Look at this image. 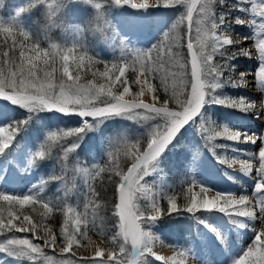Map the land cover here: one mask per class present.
I'll list each match as a JSON object with an SVG mask.
<instances>
[{"label": "snow or ice", "instance_id": "6c2138e0", "mask_svg": "<svg viewBox=\"0 0 264 264\" xmlns=\"http://www.w3.org/2000/svg\"><path fill=\"white\" fill-rule=\"evenodd\" d=\"M115 5H128L134 9H149L163 5L171 7L173 5H183L186 12L183 13L178 23L188 22L189 32L193 23L195 24L196 35L193 38L189 36L187 48L191 56L190 73L188 61L184 60L178 52L173 51L171 45L161 47L154 45L146 52L137 50L135 59L131 62L107 64L103 70L96 69L94 64L83 65L86 70L90 69V77L78 76L71 66L63 69V78H58L54 73L42 75L33 73L30 77L23 75H10L6 82L0 85L3 88L4 96L0 99L11 98L14 105L27 110L28 116L33 115L40 110H54L65 115L77 114L82 119V126L68 128L57 131L49 130L44 142L40 144L28 163L34 164L38 160L44 159L53 144L63 141L66 137H73L75 141H81L82 134L91 124L97 123L100 119L110 114H127L139 111L140 114H148L161 118L163 123L152 128L143 142L139 140H128L127 138L110 141L113 148L108 152L111 158V166L106 168L96 167L95 174L88 169H81L85 175L92 179L102 172L110 171L117 176L116 193L119 202L115 204V215L119 218V235L124 237L126 243L130 245L126 249L130 258V264H144L145 256L155 257L163 264H169V260H175V257L166 258L158 255L153 250V245L158 237L142 229L143 218L155 220L162 213L159 203H152L146 210H141L136 204L139 194L146 193V188L141 182L142 177L147 172L149 165L157 159L166 145L173 139L178 130L194 116L201 111V106L206 98L214 102L225 104L228 107L239 109L243 112L255 110L257 105L250 102L245 97L225 98L214 96L213 89H218L221 83H230L233 86L242 84L245 75L241 74L239 83L231 73L236 69L234 64L229 61L235 56H248L244 49H238L237 52L226 56L229 50L225 47L233 45V38L228 34L231 24L227 22L230 12L227 9L226 0H113ZM243 2V0H241ZM225 6L224 11L216 14L214 11L218 6ZM238 5L233 3L232 8ZM247 7V6H245ZM210 11V15L205 18L201 15L203 11ZM194 12L196 17L194 18ZM203 20L207 25V31L204 32L199 27L197 21ZM235 25H244V19L239 15L232 22ZM214 25V26H213ZM223 26V31L221 30ZM259 32L264 33V25L259 27ZM165 39H168V33H165ZM163 43V42H162ZM177 46H179L177 44ZM155 50V57L152 52ZM163 53V54H161ZM222 57V62L217 61L215 57ZM260 67L255 71L256 82H264V49L258 55ZM36 59L35 54L27 57L25 63H33ZM79 59L77 63H81ZM4 64L3 56L0 55V67ZM176 70L173 71L172 69ZM95 69V70H94ZM131 72V79L128 73ZM222 73L224 75L222 76ZM143 77V79H142ZM158 80V84H153V80ZM136 85L138 90L133 91L129 85ZM11 89V96H9ZM163 91L166 99L161 102L159 98L160 91ZM152 97V103H146L142 98L145 94ZM131 96L133 99H126ZM19 97V98H17ZM175 104L179 110L170 105ZM264 109L259 111V114ZM264 116V115H260ZM91 118V119H89ZM25 120H18L8 128L0 127V153H3L14 141L18 131L24 127ZM205 134V139L211 147H222L223 145L211 144L217 137H222L228 141H240L255 144L259 148V167L255 170L257 179H255V200H250L247 196L236 198L231 193H221L215 191L214 195H207L212 189L200 187L197 199L195 194L186 197L183 205H178L175 195L166 196L167 213L175 212L178 208H185L189 212L199 209H218L221 212L234 214L236 217H244L257 220V209L259 215L264 217V135L259 137L249 136L246 131L240 128L230 127L221 124L217 126L213 122L207 125H201ZM5 133H7L5 135ZM78 147L77 143H72L70 147L64 148L65 156ZM250 155V159L255 156ZM123 156L131 162L125 172L120 164V157ZM223 165L232 166L237 161H229L220 157ZM240 171L244 174H251L253 169L248 161H239ZM13 177L11 174L4 175L0 170V180L4 183L9 182ZM51 179L59 180L60 177L53 176ZM111 179V177H109ZM44 181L39 185H33L28 194L9 195L0 192V234H7L6 238L0 242V249H6L14 254L21 255H43L50 264H121L119 254L114 248L107 250L101 247H95L93 256H84L80 260L72 259L76 254L72 252L73 247H84L83 241L88 240L89 232L96 231L95 219L92 221V227L87 223L81 224V219L86 220L87 214L78 217L73 214L72 209H64L51 202H45L40 197V192L44 190ZM191 188L188 192L191 193ZM95 195V192L92 193ZM95 205V201H90ZM39 205V208L37 207ZM31 209V212H29ZM56 211L64 215V223L60 227L57 235L55 229L46 224L45 220L52 216ZM31 213H36L32 215ZM95 217V216H94ZM17 233H31L36 240H42L43 244L34 242L27 236H19ZM102 234V233H101ZM264 233H257L253 246L244 251L233 264H264ZM58 248L61 255L71 253L67 259L57 260L54 256L48 255L45 249ZM136 251V256L132 252ZM121 251H125L124 248ZM176 255L182 259L179 264H184V258L188 255L186 252H178ZM255 259H250V258Z\"/></svg>", "mask_w": 264, "mask_h": 264}, {"label": "rangeland", "instance_id": "374dc122", "mask_svg": "<svg viewBox=\"0 0 264 264\" xmlns=\"http://www.w3.org/2000/svg\"><path fill=\"white\" fill-rule=\"evenodd\" d=\"M261 2H264V0H261ZM233 3L238 6L232 8ZM226 4L230 12L227 17V22L231 24V29L227 31L233 38L234 44L225 46L229 50L225 55L228 56L231 53L237 52L238 49H246L253 53V55L235 56L229 61L234 64L236 71L231 73V75L238 83L241 74L245 75V80L242 84L233 86L230 83H221V86L218 89H213L212 93L214 96L225 98L238 99L245 97L248 100L250 99V102L255 103L257 108L249 112H243L239 109L228 107L225 104L212 100L209 101L206 98L201 111L186 123L185 127L189 130L188 135L179 145L169 148V155L166 153L167 149L162 151L157 159L149 165L147 172L142 177L141 182L146 188V193L139 194L138 199L144 200L147 208L154 202L160 205L162 203V199L160 198L165 199L167 202L166 196L175 195L177 200L178 198L180 201L185 200L186 196L184 193L186 192L188 182L192 185L191 194H195L197 199L201 198L199 192L200 187L203 186L212 189L207 195H214L215 191H218L221 193H231L238 198L242 195L243 190H245V195L250 200H253V202L255 200L254 189L255 179H257L256 174L255 172L247 175L242 173L240 171L239 161H244L245 158L242 156V153L245 150L257 155L259 152L258 146L254 148L249 147L251 144L245 142L243 138L240 141L233 142L222 137H217L211 144L223 146L210 148L209 142L206 141L205 134L201 128L202 124L207 125L209 122H213L217 126L224 124L242 130L243 127L249 125L248 123L251 122L256 128L248 131L249 136L259 137L264 135V116H260L264 115V112L259 114V111L264 109V82H256L254 75L259 67L260 61L258 54L255 53V43L252 41L242 43L243 39L250 40L249 37L255 33L251 25H235L232 23L237 15L241 19H252L253 17L250 13H244L240 10V7L247 6L250 8L251 4L245 3V0L243 2L241 0H226ZM73 6L76 8H85L88 5L77 3L71 7ZM90 9L93 13V9L91 7ZM224 9L225 6L221 5L215 8L214 11L216 14H219ZM110 15L111 19L109 18V21H107L108 27L106 29H112V33L100 38L94 48L97 54H111L115 51L124 54L128 49L147 45L151 39L152 26L159 24L163 16L159 6L149 9H134L128 5H115V9ZM115 17L117 19L113 20ZM255 19L257 25H259L261 17L256 16ZM75 25H78V23L74 22L73 27ZM221 30H224L223 26ZM86 34L84 33L80 37L82 41L85 40ZM261 35H264V33ZM218 58V61L222 62L223 58ZM223 75L224 73H222ZM137 90L138 88L136 86L135 91ZM125 98L132 97L126 96ZM19 109L27 113V110L11 104L6 99H0V127L8 128L9 126L6 123L16 122L14 121V117L16 110ZM48 111L51 112L52 110H40L28 116L29 118L26 120L24 127L17 132L9 148L3 153H0V170L3 171L4 175L11 174L13 177L7 183L0 180V192L18 194L21 190H30L33 185H39L41 180L45 182L44 189L47 187V181L41 174L37 163L35 162L31 165L28 163L33 154V151L28 147L31 138H36L39 134L38 127H40L41 123L38 113ZM118 115L120 114L108 115L88 128L91 132H94L99 126L111 122L113 117ZM132 116L131 118L135 120L146 119L145 115L140 113H132ZM80 122L82 124V121ZM79 147L73 151H77ZM89 153L96 160L99 151L94 140L89 147ZM220 157L226 158L230 162L233 160L237 162L232 164V166L223 165L220 162ZM255 164L257 168L260 166L259 159ZM81 169L89 170V166L82 165L81 163L77 165L79 176L77 180H72L70 187L63 180H59L54 184L56 190L63 192L62 196L66 199L67 204L72 207L74 206L73 198L77 200V195L84 194L88 190V175H85ZM176 182L182 185V189L172 194L173 184ZM185 185L186 187L183 188ZM257 211L259 212L258 209ZM93 219H95L96 226H99L98 214L92 217L91 220L93 221ZM163 219L168 224L159 222V220ZM247 219L244 217H236L234 214L221 212L218 209H199L194 212H189L185 208H178L177 211L169 213L167 217H164L163 213L155 220H150L145 217L144 224H146V227L144 230L158 237L153 247H165L169 249L168 258L175 257L174 261L169 260V264H179L182 258L176 255V253L182 251L188 255L184 258V264H233L235 259H238L243 255L244 251H247L250 246H253V241L257 234V232L250 233L252 225ZM183 233L185 238L179 242V249L166 245L162 240L163 237L176 238ZM30 234L20 233V236H27L33 239L34 242L40 243L35 241L34 237ZM6 235L0 234V242L6 238ZM92 238L100 240L94 236ZM87 242L86 240L84 244ZM102 246L103 249L107 250L104 245ZM73 248L81 249L82 247L78 248L74 246ZM45 250L48 251L50 249L47 248ZM64 255H68V253ZM69 256L71 254L57 260L67 259ZM71 258L75 260L81 259L76 256H72ZM148 258L156 260L155 257L146 255L144 264H152ZM158 262L163 264L161 261ZM0 264H50V262L43 255L28 256L14 254L6 249H0Z\"/></svg>", "mask_w": 264, "mask_h": 264}, {"label": "trees", "instance_id": "16d2710c", "mask_svg": "<svg viewBox=\"0 0 264 264\" xmlns=\"http://www.w3.org/2000/svg\"><path fill=\"white\" fill-rule=\"evenodd\" d=\"M23 0H8V3L10 6H14L17 4L22 3ZM163 7V5L159 6ZM164 10L160 11L163 16L161 22L159 24H155L152 27V35L149 43L147 45L140 46L138 48H132L128 49L124 54L120 53L119 51H115L111 54H97L95 52V45H97L98 41L101 37H104L106 35H110L112 33V29L107 30L104 29L102 32H91L86 34V38L83 41L85 50L88 51L90 55H92L94 58L97 59L100 64L97 65V67L101 70H103L104 63L109 64L111 66L112 63L116 62H123V60H127L128 62H131L135 59V55L137 50L141 51H147L148 49L153 48L154 45H161V47H167L168 45H171L173 51L178 52L181 57L188 61V68L190 73V55L187 48V41L188 37L191 36L193 38L196 35L195 32V24L193 23L191 32H189L188 22L185 21L184 23L177 24V21L180 19L181 15L186 12V9L183 5H173L171 7H163ZM105 19L106 21H109V18L111 17V13L115 9V5L113 4H107L105 5ZM10 11V8H9ZM68 13L70 18L73 20V22H77L78 24H82L92 15V10L90 9V6H87L85 8H76V7H70L68 9ZM4 15H8V11L4 13ZM34 15V14H33ZM196 17V13L194 12V18ZM111 19V18H110ZM115 17L113 20H116ZM32 20V16H25L23 18V22H26L27 24H30ZM113 22V21H112ZM165 33H168V39H165ZM163 42V43H162ZM177 44L179 46H177ZM4 50H7L6 48ZM163 54V53H161ZM19 55V52L17 50V56ZM156 52L155 50L152 52V56L155 57ZM219 56L215 57V59L218 61ZM95 70V69H94ZM173 71L176 69L173 68ZM90 73H88V76L90 77ZM128 78L131 79V72L128 73ZM153 84H158V80H153ZM133 91H135L136 85H129ZM160 101L163 102L166 97L163 91L161 90L159 93ZM209 100V99H208ZM211 101V100H209ZM171 107H177L175 104L170 105ZM132 113H139V111H134L127 114H120L118 116H114L111 122H107L102 126H99L98 129H95L94 132H91L89 128L84 131L81 137V141H75L73 137H66L63 141L53 144L48 155L41 160H38L37 166L47 181V187L40 192V197L43 198L45 202H51L56 204L57 206L63 207V204L67 203L66 199L62 196L61 190H56L54 187L55 182L59 180L66 181L68 187L72 185V180L75 181L78 179V171H77V165L82 164L85 166H89V172L93 175L95 174L96 167L104 168L106 166H111L112 161L108 158V152L112 151L113 148L110 145V141H115L118 139L127 138L128 140H139L143 142L147 136V133L154 127L161 125L163 121L161 118L156 116H151L148 114H144L146 119H138L135 120L131 117ZM38 116L40 118V127H38V137L31 138L29 142V149L33 151V153L39 149L40 144L44 142L45 137L47 136L49 130L51 131H57L60 129L67 130L68 128H76L82 126L80 120L76 118H68L63 119L61 117L55 116L51 114V112H39ZM28 114L23 110H16L14 121L18 120H27ZM142 118V117H141ZM15 122H8L6 123L7 126L13 125ZM95 124V123H94ZM91 124L90 126L94 125ZM189 130H187V127L182 128L178 134L175 136V138L170 142V144L166 147V153L169 155V148L177 146L181 143V141L188 135ZM93 140L96 141L97 149L99 151V154L96 157V160L91 156L89 153V147L93 143ZM77 143L80 146L77 151H73L69 153L67 156L64 154V148H67L71 146L72 143ZM121 161V168L126 172L127 167L131 166V162L128 161L123 156L120 157ZM56 176L60 177L61 179L55 180L51 179V177ZM111 177V179H109ZM118 177L115 176L113 172L105 171L102 172L99 176H96L95 179H92L89 175L87 178L88 183V190L86 193L77 195V200L73 198V208L76 210L77 213L84 212V205L85 203H88L89 201H99L100 204L103 207L102 213H98V222L100 223L99 226H96V231L89 232V235L91 237H97L101 241L107 242L108 237L114 234L116 231V223L118 222V219L116 215L114 214L115 211V204L118 203V196L116 193L117 188V182ZM173 192L172 194H175L178 192L179 189H182V185L178 184L177 182L173 184ZM172 186V187H173ZM171 187V188H172ZM186 185L183 187L185 188ZM170 188V189H171ZM191 188L192 185L188 182L186 192L184 193L186 197L191 195V193L188 192V189ZM91 189V191H90ZM30 190H21L18 194H11L9 195H24L28 194ZM95 192V195L93 196L92 193ZM169 191V190H168ZM162 199V203H160V207L162 208V213L164 214V217H167L169 213H167L166 209L168 207L167 202L165 199ZM186 201L185 200H177L178 205H183ZM145 201L142 199L136 200V203L138 207L141 210H146L147 207L145 206ZM39 208V205L37 206ZM183 209V208H180ZM89 212H91V206L88 209ZM29 212H31V209H29ZM32 215H36V213H31ZM172 216V214H171ZM89 219H92V216L89 217ZM166 219V218H165ZM165 219L159 220L162 224H168L165 222ZM45 223L52 226L57 235L59 234L60 227L64 223V215L60 211H56L52 214L51 217L47 218L45 220ZM145 223V217L143 218V223L141 225L142 229L146 227ZM102 233V234H101ZM17 235L20 236V233H17ZM172 237H163L162 240L166 245L173 246L176 248L179 247V242H181L185 235L184 233L181 236H177L176 238ZM83 241V243H85ZM112 245H107L106 249L112 248ZM129 247V245H128ZM46 251V250H45ZM48 255L54 256L56 259L64 258L68 255H60L52 250L46 251ZM149 261L152 264H160L158 261L148 258Z\"/></svg>", "mask_w": 264, "mask_h": 264}, {"label": "clouds", "instance_id": "9594fccd", "mask_svg": "<svg viewBox=\"0 0 264 264\" xmlns=\"http://www.w3.org/2000/svg\"><path fill=\"white\" fill-rule=\"evenodd\" d=\"M77 3L90 6L93 13L83 24L73 27L74 22L69 16L68 9ZM245 3H250L251 7H240V10L244 13H250L253 17L252 19H244V24L253 27L255 34L250 36L249 39L255 41V53L259 55L260 51L264 49V35L259 32V27L264 25V2H261V0H245ZM107 4L115 5L113 0H23L20 4L10 6L8 0H0V55L4 59V64L0 67V85L6 82L11 83L7 78L12 74L23 75L27 78L33 73L45 76L54 73L62 79L63 69L71 66L78 76H86L90 69L86 70L83 65L89 63L94 64L98 70L97 65L100 62L85 50L80 37L84 33L102 32L108 27L105 19V5ZM6 11H8V15H4ZM201 15L207 18L210 11L205 10ZM25 16H32L30 24L23 22ZM256 16L261 17L259 25H257ZM197 23L202 31H207L208 25L203 20H198ZM177 24H179L178 21ZM5 48L7 50H4ZM17 50L19 52L18 56ZM245 51L249 53L248 56L253 55L248 50L245 49ZM33 54L36 56L35 61L30 64L25 63L26 58L31 57ZM78 59L82 62L77 63ZM106 65L107 63H104V66ZM3 96V88H0V97ZM9 96H11V89H9ZM6 100L14 104L13 99L8 98ZM108 158L111 160L110 157ZM90 206L91 212L88 211ZM63 208L72 209L73 214L78 217L87 214V219H81V224L87 223L89 228L92 227V220L89 217L97 216L98 213L103 211L99 201H95L94 206L90 204V201L85 203V211L80 213H77L67 203L63 204ZM117 219L119 222L118 217ZM119 232L120 229L117 223L114 234L108 237L107 242L100 241V244L105 247L112 245V248L119 254L121 264H130V258L126 251L129 244L125 242L122 235H119ZM87 241L88 243L82 248L86 251L89 249L93 251L96 242L93 241L90 235ZM122 248L125 251L122 252ZM136 254L134 250L132 256L135 257Z\"/></svg>", "mask_w": 264, "mask_h": 264}, {"label": "bare ground", "instance_id": "6f19581e", "mask_svg": "<svg viewBox=\"0 0 264 264\" xmlns=\"http://www.w3.org/2000/svg\"><path fill=\"white\" fill-rule=\"evenodd\" d=\"M248 29V28H247ZM248 33H250L249 31H248ZM261 34H263V33H261ZM240 39V38H239ZM248 41H252V42H254L255 43V41L254 40H252V39H250V40H248V39H243V41H242V43H245V42H248ZM143 79V78H142ZM144 100H145V102L146 103H152V97H151V95H149V94H145L143 97H142ZM126 99H132V98H126ZM250 100V99H249ZM262 121V120H261ZM249 125H246L245 127H243V129L241 130V131H246L247 133H248V131L249 130H251V129H254V128H256L255 126H254V124L253 123H248ZM246 129V130H245ZM248 135H250L249 133H248ZM249 147H251V148H254V147H256V145L255 144H251V146L249 145ZM259 153V152H258ZM249 154H252V155H254L255 156V159H250V155ZM242 156L245 158L244 159V161H248L251 165H252V169H253V171L252 172H255V170L257 169V166H256V162L258 161V159H259V156H258V154L256 155V154H254V153H252V152H249V151H244V153H242ZM241 160V159H240ZM242 191V190H241ZM241 196H246L245 195V190H243V192H242V195ZM239 198V197H238ZM257 213H258V216H257V220H254V219H247V220H249L248 222L252 225L251 226V230H250V233L251 232H257V233H264V217H262L261 215H259V212L257 211ZM263 238V237H262ZM93 239V241H95L96 242V247H101V248H103V246L100 244V240H98V239H96V238H92ZM88 243V242H87ZM86 243V244H87ZM153 250L158 254V255H160V256H163V257H166V258H168V256H169V249H167V248H165V247H153ZM74 251L77 253V255H86V256H93V251L91 250V249H89V250H85L84 248H81V249H76V248H74ZM161 262H163V261H161Z\"/></svg>", "mask_w": 264, "mask_h": 264}, {"label": "water", "instance_id": "95a60500", "mask_svg": "<svg viewBox=\"0 0 264 264\" xmlns=\"http://www.w3.org/2000/svg\"><path fill=\"white\" fill-rule=\"evenodd\" d=\"M188 42H189V40L187 41V44H188ZM190 55V54H189ZM190 60H191V56H190ZM172 108H174V109H176V110H179L177 107H172ZM201 109H202V106H201ZM111 115V114H110ZM195 117V116H194ZM193 117V118H194ZM68 118H76V119H78V120H80V121H82V119L83 118H81L79 115H77V114H72V115H67V117H66V119H68ZM89 119H91V118H89ZM185 125H186V123L178 130V132L182 129V128H184L185 127ZM178 132L176 133V135L178 134ZM175 135V136H176ZM175 136L173 137V139L175 138ZM172 139V140H173ZM172 140L170 141V142H172ZM169 142V143H170ZM168 143V144H169ZM168 145H166V147H167ZM166 147H165V149H166ZM164 149V150H165ZM163 150V151H164ZM162 153V152H161ZM28 234H30V233H28ZM30 235H32V234H30ZM35 239V238H34ZM35 241H37V242H40V243H43V241L42 240H36L35 239ZM48 249H50V250H52V251H55L57 254H60L59 253V250H58V248H56V249H54V248H48ZM72 252H74L76 255V257H78V258H82V257H84V256H86V255H77V253L74 251V248L72 249ZM66 254V253H65ZM71 254V253H70ZM88 257H92V256H88Z\"/></svg>", "mask_w": 264, "mask_h": 264}]
</instances>
